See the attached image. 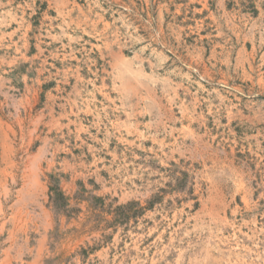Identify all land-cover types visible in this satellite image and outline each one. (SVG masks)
Listing matches in <instances>:
<instances>
[{"label":"rangeland","instance_id":"rangeland-1","mask_svg":"<svg viewBox=\"0 0 264 264\" xmlns=\"http://www.w3.org/2000/svg\"><path fill=\"white\" fill-rule=\"evenodd\" d=\"M0 264H264V0H0Z\"/></svg>","mask_w":264,"mask_h":264},{"label":"trees","instance_id":"trees-1","mask_svg":"<svg viewBox=\"0 0 264 264\" xmlns=\"http://www.w3.org/2000/svg\"><path fill=\"white\" fill-rule=\"evenodd\" d=\"M61 196V195H60Z\"/></svg>","mask_w":264,"mask_h":264}]
</instances>
